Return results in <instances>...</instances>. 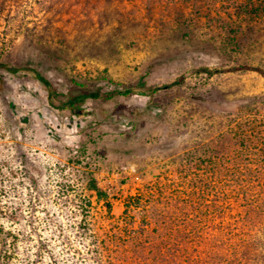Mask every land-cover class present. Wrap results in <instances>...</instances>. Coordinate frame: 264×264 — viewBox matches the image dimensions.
<instances>
[{
	"label": "rangeland",
	"instance_id": "1",
	"mask_svg": "<svg viewBox=\"0 0 264 264\" xmlns=\"http://www.w3.org/2000/svg\"><path fill=\"white\" fill-rule=\"evenodd\" d=\"M258 70L264 0H0L9 264H175L198 254L157 237L176 227L217 263L243 220L262 228L264 201L237 185L264 179Z\"/></svg>",
	"mask_w": 264,
	"mask_h": 264
},
{
	"label": "trees",
	"instance_id": "2",
	"mask_svg": "<svg viewBox=\"0 0 264 264\" xmlns=\"http://www.w3.org/2000/svg\"><path fill=\"white\" fill-rule=\"evenodd\" d=\"M260 73L264 76V70H258ZM110 83H114L113 80H109ZM47 83V82H46ZM119 85V84H118ZM118 94L121 95H129L131 94V90L129 88L127 89H118L116 90ZM92 97H97L98 93H92L90 94ZM104 97H109V95H103ZM258 184V188L256 190H252L254 184ZM237 185L240 190V196L242 200H247L248 195L251 192H255L258 194L260 198H262V202L264 201V179L256 180H245L243 178H238ZM88 187L91 191H94L96 193V196L99 200H102L106 197L105 193L102 192L100 187L98 186L97 181L95 178L91 177L89 180ZM262 202L258 201L255 202L254 205L262 206ZM109 206V205H108ZM111 207L109 206V209ZM88 211L85 212V215H87ZM246 221V222H245ZM252 221L250 220V217L246 218L242 222V226H239L238 230L231 235V237H222L221 240V246H219V252L218 257L219 261L216 263L214 262L215 259H213V246L210 247V245L207 242L206 237H202L201 233L198 232H190L187 231L185 234V231L181 228H173L167 230V233L161 232L158 238L162 239L163 242L166 244H173L177 245V247L181 246L183 251H189L192 247L196 248L198 250V254L192 255L188 254V258L184 259L182 256H180V249L178 250H172L173 253L169 255V258H172L174 261L172 263L175 264H264V232H262V228H252ZM146 228H143L142 232L139 235L140 238L143 236L145 237V230ZM159 231V230H158ZM185 235L188 237V241H186L185 236H183V241L180 242L178 239H180L182 236ZM0 261L1 264H9L14 256V252L6 251L3 249L4 240L6 239H12V242L16 243L18 240V235L13 234V232H1L0 234ZM157 238V239H158ZM176 241V242H175ZM168 245V246H169ZM216 248L214 247L213 250ZM168 250V248L166 249ZM42 251V247H38V252L40 253ZM175 251V252H174ZM202 251V252H201ZM165 252V251H164ZM216 254V253H215ZM164 255V254H162ZM168 257V254H165ZM164 255V256H165ZM216 256V255H215ZM165 257V258H167ZM150 264H153L151 261H149ZM109 264H140L138 258H119V259H111L109 261Z\"/></svg>",
	"mask_w": 264,
	"mask_h": 264
}]
</instances>
